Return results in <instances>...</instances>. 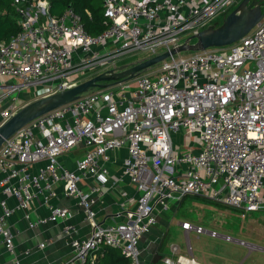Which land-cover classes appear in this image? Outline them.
Wrapping results in <instances>:
<instances>
[{
    "label": "built area",
    "instance_id": "obj_1",
    "mask_svg": "<svg viewBox=\"0 0 264 264\" xmlns=\"http://www.w3.org/2000/svg\"><path fill=\"white\" fill-rule=\"evenodd\" d=\"M242 0H104L105 30L92 35L72 9L50 14V0H13L19 33L0 43V127L27 102L28 86L40 99L70 89L101 73L117 70L125 56L154 57L223 20ZM220 25V24H219ZM182 131L183 144L173 135ZM84 154L75 168L61 157ZM126 151L122 172L138 192L121 223L100 224L96 206L104 194L111 154ZM0 236L20 264L8 219L28 211L39 196L50 215L31 226L56 222L70 238L69 264H97L103 248L118 250L128 264L143 260L141 239L165 213L188 196H198L243 215L264 204V17L231 45L177 55L136 79L98 89L32 121L0 148ZM93 178L85 191L81 182ZM61 184L76 201L89 236H75L69 208L51 205ZM8 197L16 206L10 207ZM185 234L209 235L228 243L264 247L189 221ZM46 246L42 243L39 247ZM161 264H206L187 254Z\"/></svg>",
    "mask_w": 264,
    "mask_h": 264
},
{
    "label": "crops",
    "instance_id": "obj_2",
    "mask_svg": "<svg viewBox=\"0 0 264 264\" xmlns=\"http://www.w3.org/2000/svg\"><path fill=\"white\" fill-rule=\"evenodd\" d=\"M27 98L30 99V96ZM27 98L22 99L24 101L26 100L28 103L31 100ZM83 154V149H75L69 155L61 157V162L66 167L74 169L76 160L82 157ZM125 156L126 151L112 153V161L107 163L109 176L102 186L104 194L99 198L96 206L97 221L100 224L121 223L125 220V210L135 206L138 192L130 179L122 172V161ZM96 183L95 179L89 178L81 182V187L87 191L91 185H95ZM55 189L58 196L50 200L51 205L69 208L73 214L69 222L76 225L78 228V232L75 236H89L93 228L85 221L84 214L76 201L66 198L63 195V187L61 184H57ZM3 198L4 195L0 192V202ZM7 202L10 207H14L17 204L14 197H8ZM176 205L177 203L173 207ZM49 215L50 209L44 202V197L39 196L32 202L28 211H18L8 219L10 229L14 233L18 231V234L15 236V245L20 264H69V261L73 258V250L69 244L70 238L65 236L63 232V228L68 221L59 219L56 222L31 226V223L46 218ZM166 217H169V211L159 213L158 225L151 229V231L141 239L142 258L150 264H153L152 261L156 259L158 255H160L161 258L167 255L162 253L166 246L161 250L167 237L162 235V231L159 227L163 225V218ZM42 243L46 244L43 249L39 247ZM173 247L178 251V254H181L179 253L180 248L178 246ZM173 247L171 248L172 251ZM105 249L107 248H103L100 250L101 252L98 251V253L95 254L98 263L107 259H110L112 264L125 263V260L117 259L115 256L106 253V251H104ZM172 251L170 254L173 253ZM250 254L251 252L249 251L248 255ZM161 258L157 264L161 263ZM0 264H15L14 258L8 253L4 246L1 236Z\"/></svg>",
    "mask_w": 264,
    "mask_h": 264
},
{
    "label": "rangeland",
    "instance_id": "obj_3",
    "mask_svg": "<svg viewBox=\"0 0 264 264\" xmlns=\"http://www.w3.org/2000/svg\"><path fill=\"white\" fill-rule=\"evenodd\" d=\"M190 53H182L181 55ZM147 56V53L125 56L121 60L120 66L142 61ZM158 66L152 69H156ZM34 91L33 86H28L20 94V98L30 96V99L27 98L31 100L28 103L34 102L37 100L36 97H33ZM173 138L177 144L184 146L182 131L173 135ZM183 201L179 207V204L172 207L169 211L170 218H163V225L159 226L162 235L167 237L163 254L171 256L173 246L180 248L179 253L187 254L188 244H190L194 257L206 264H264V253L260 250L252 251L248 255L247 246L228 243L206 234L198 236L196 233H190L187 236L180 225L183 221H189L192 224L201 225L207 230H216L219 233L264 247V204L259 211L248 212L243 215L240 211L226 208L201 197L188 196Z\"/></svg>",
    "mask_w": 264,
    "mask_h": 264
},
{
    "label": "water",
    "instance_id": "obj_4",
    "mask_svg": "<svg viewBox=\"0 0 264 264\" xmlns=\"http://www.w3.org/2000/svg\"><path fill=\"white\" fill-rule=\"evenodd\" d=\"M263 6L264 0H242L220 25L215 23L167 51L130 65L120 66L116 71L101 73L75 87L26 104L0 127V148L5 140L32 121L73 103L88 93L132 81L172 56L233 44L248 34L262 20L264 16ZM160 258L161 256L158 255L152 263L157 264Z\"/></svg>",
    "mask_w": 264,
    "mask_h": 264
},
{
    "label": "trees",
    "instance_id": "obj_5",
    "mask_svg": "<svg viewBox=\"0 0 264 264\" xmlns=\"http://www.w3.org/2000/svg\"><path fill=\"white\" fill-rule=\"evenodd\" d=\"M50 5V14L55 17H59L66 10L72 9L81 17L85 29L92 35H98L106 28L104 0H50ZM18 21L19 14L16 11L13 0H0V43L9 41L19 33L20 27ZM221 23L222 22L219 24ZM165 246L166 240L161 250H163ZM104 251L109 255L115 256L117 259L125 260V263L121 264H128L127 259H125L118 250L107 248ZM97 264H112V262L110 259H107L101 263L97 262Z\"/></svg>",
    "mask_w": 264,
    "mask_h": 264
}]
</instances>
